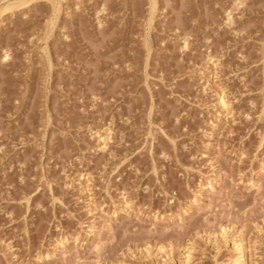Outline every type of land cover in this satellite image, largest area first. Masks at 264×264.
Segmentation results:
<instances>
[{"label": "rangeland", "instance_id": "obj_1", "mask_svg": "<svg viewBox=\"0 0 264 264\" xmlns=\"http://www.w3.org/2000/svg\"><path fill=\"white\" fill-rule=\"evenodd\" d=\"M8 1L0 264H264V0Z\"/></svg>", "mask_w": 264, "mask_h": 264}, {"label": "bare ground", "instance_id": "obj_2", "mask_svg": "<svg viewBox=\"0 0 264 264\" xmlns=\"http://www.w3.org/2000/svg\"><path fill=\"white\" fill-rule=\"evenodd\" d=\"M19 1H26V0H10V1H8V2H11L12 4H15V3H17V2H19ZM22 4V3H21ZM15 5H17V4H15ZM6 7V6H5ZM13 7V6H12ZM11 9V8H10ZM2 11V10H1ZM0 11V12H1ZM4 11V10H3ZM2 11V12H3ZM232 17L231 16H229V20H232L231 19ZM187 41H185V44H186V46L185 47H187V43H186ZM6 57H9L8 55H6ZM222 107H224V108H228V105H227V103L222 99ZM110 137H108V136H104V137H102V136H100L99 137V142H100V147H101V149H105L106 147H107V145H108V142H110L109 139ZM89 181V180H88ZM87 181V182H88ZM90 182V181H89ZM85 184V183H84ZM89 185H87V183H86V187H84L83 186V190H84V192L85 191H88V188L90 189V187H88ZM210 186V185H209ZM208 186V187H209ZM256 186V185H255ZM211 188V187H210ZM89 192V191H88ZM88 192H86V193H88ZM91 199V198H90ZM88 201V200H87ZM91 201V200H90ZM125 201V200H124ZM123 201V202H124ZM92 202H87V204H88V207H94V205L93 204H91ZM92 205V206H91ZM129 204L127 203V206H128ZM121 206V205H120ZM123 206H124V203H123ZM129 207V206H128ZM87 209H90V208H87ZM124 209V208H123ZM94 210H96V209H94ZM91 211V209L89 210V212ZM97 211V210H96ZM92 213H93V211H91ZM188 212V211H187ZM158 219L159 218H157L156 219V221H158ZM105 221V220H104ZM178 221H181L182 222V218L181 217H179V220ZM106 222H107V220H106ZM97 225V224H96ZM107 225V223L104 225V226H106ZM110 225H111V223H110ZM108 227H110V226H108ZM99 228H101L100 230H99ZM103 227H98V229L96 228V226H94V227H92V229L90 230V233H96V232H98V237H99V241L97 242V244H96V246H95V249L97 250V251H99V249H100V246H101V240H100V237H101V232H102V230L104 229V228H106V227H104L103 229H102ZM111 228V227H110ZM105 230V229H104ZM112 230V229H111ZM112 232V231H111ZM94 236V235H93ZM97 236V235H96ZM97 237V238H98ZM64 241V240H63ZM67 243V242H66ZM65 245V244H64ZM63 245V246H64ZM233 247H235V249H237L238 251H236V253L237 252H239L238 254H239V257L236 259L237 261L235 262V263H237V264H248V261H249V253L251 252V250H250V247L246 244V241L243 239V237L242 236H239L236 240H234L233 241ZM103 246V245H102ZM232 247V246H231ZM60 250H62L61 249V247H60ZM101 251V250H100ZM235 251V250H234ZM189 254V253H188ZM185 255V254H184ZM190 256V254L188 255V257ZM187 257V256H186ZM188 259H190V257L188 258ZM187 259V260H188ZM234 263V264H235Z\"/></svg>", "mask_w": 264, "mask_h": 264}]
</instances>
